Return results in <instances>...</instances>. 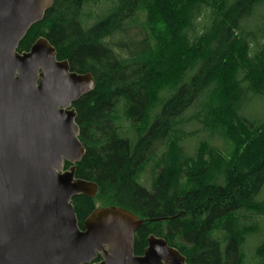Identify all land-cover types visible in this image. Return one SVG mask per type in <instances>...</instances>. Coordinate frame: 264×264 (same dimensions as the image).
I'll return each mask as SVG.
<instances>
[{
	"label": "trees",
	"instance_id": "1",
	"mask_svg": "<svg viewBox=\"0 0 264 264\" xmlns=\"http://www.w3.org/2000/svg\"><path fill=\"white\" fill-rule=\"evenodd\" d=\"M101 3L108 7L91 21L88 9ZM262 35L264 0L54 1L18 51L46 38L58 60L95 79L74 104L86 150L76 178L98 186L95 198L73 199L81 228L98 204L116 206L146 220L135 233L136 255L155 235L187 264H245L256 231L247 222L264 217V120L242 114L251 94L264 96ZM160 88L170 92L152 117ZM124 121L138 131L126 135ZM195 124L228 136L236 155L251 145L231 163L213 151L211 161L199 158L182 143ZM155 159L149 188L140 176ZM256 259L264 264V243Z\"/></svg>",
	"mask_w": 264,
	"mask_h": 264
},
{
	"label": "water",
	"instance_id": "2",
	"mask_svg": "<svg viewBox=\"0 0 264 264\" xmlns=\"http://www.w3.org/2000/svg\"><path fill=\"white\" fill-rule=\"evenodd\" d=\"M54 1L0 0V264H187L155 235L136 255L146 220L126 209L96 208L80 227L73 199L95 198L98 186L76 178L86 150L74 104L95 79L46 38L18 51Z\"/></svg>",
	"mask_w": 264,
	"mask_h": 264
},
{
	"label": "rangeland",
	"instance_id": "3",
	"mask_svg": "<svg viewBox=\"0 0 264 264\" xmlns=\"http://www.w3.org/2000/svg\"><path fill=\"white\" fill-rule=\"evenodd\" d=\"M108 6L106 4L101 3L100 5L93 6L92 8L88 9L87 13H92L90 20L93 21L95 19L96 15H100V13H103V10L107 8ZM90 17V16H89ZM206 21V16L203 18V20L200 22L201 26L204 25ZM146 23V19L143 15H141L139 24ZM260 24V18H256L254 20H251L247 25L250 26L252 29L254 26ZM139 34H141L142 29H136ZM259 45H264V36H261V41ZM252 53L257 52V48L254 46L251 47ZM166 88H160L159 92V101H156L154 107V111L152 114V117L155 116L158 111V103L162 101L166 96L169 94L170 89ZM242 114L249 119H253L256 121H263L264 120V96H257L254 94H251L247 100V102L244 105V109ZM123 131L126 133V135L131 136L135 134L136 130L135 128L131 127L127 122H123ZM235 129L241 139H244L247 137L245 134H242L244 131L240 127V125L237 122H234ZM138 131V130H137ZM264 133V132H263ZM262 133V134H263ZM261 137V136H260ZM264 137V134L262 135L261 139ZM259 136H256L252 138V141H258ZM135 139V140H134ZM137 137L133 138L132 141H136ZM258 139V140H257ZM228 140V141H227ZM183 145L193 154L198 155L199 158L207 159L208 161H211L210 156L211 152H216L220 155V157L225 161V163H231L235 159V157H241L244 155L245 150L248 146L238 152V155H236V145L233 141H230L228 136L223 138V136L217 135V134H211V130L207 127H202V125H192L190 128L186 130V134L182 139ZM258 143V142H257ZM255 146V145H254ZM252 146V151H255V147ZM158 159H155L151 161L145 171L141 174L140 182L144 184L145 186L149 187L151 186L153 182V178L157 172L156 165L158 163ZM212 163V162H211ZM99 207H102L101 204H98ZM247 226H253L255 227L256 231L255 233L249 236L247 239L246 246L244 247L245 252V264H256L257 261V253L259 247L264 243V217L263 216H252L249 218L247 222Z\"/></svg>",
	"mask_w": 264,
	"mask_h": 264
},
{
	"label": "flooded vegetation",
	"instance_id": "4",
	"mask_svg": "<svg viewBox=\"0 0 264 264\" xmlns=\"http://www.w3.org/2000/svg\"><path fill=\"white\" fill-rule=\"evenodd\" d=\"M64 167H65V170H68L70 167H71V165L69 164V163H65L64 164ZM67 167V168H66Z\"/></svg>",
	"mask_w": 264,
	"mask_h": 264
}]
</instances>
